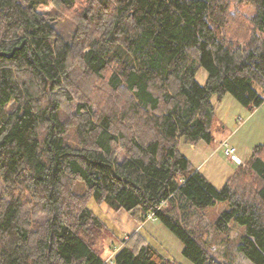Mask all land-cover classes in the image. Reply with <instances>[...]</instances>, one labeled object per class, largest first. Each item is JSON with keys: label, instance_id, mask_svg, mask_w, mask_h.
<instances>
[{"label": "trees", "instance_id": "obj_1", "mask_svg": "<svg viewBox=\"0 0 264 264\" xmlns=\"http://www.w3.org/2000/svg\"><path fill=\"white\" fill-rule=\"evenodd\" d=\"M231 1L0 0V264L176 263L139 230L102 257L92 201L156 219L193 264H219L171 214L180 198L226 203L216 226L242 228L237 249L264 264V142L220 188L179 149L213 139V96L264 101V0H236L253 7L245 41L220 35ZM49 3L73 12L70 38L38 11Z\"/></svg>", "mask_w": 264, "mask_h": 264}, {"label": "rangeland", "instance_id": "obj_2", "mask_svg": "<svg viewBox=\"0 0 264 264\" xmlns=\"http://www.w3.org/2000/svg\"><path fill=\"white\" fill-rule=\"evenodd\" d=\"M81 3L78 10H75L77 14L84 6V2ZM231 3L236 8H230L223 18L225 26L220 30V35L227 38L230 31H236L237 41H245L252 30L253 7L249 4L241 5L236 0H232ZM38 11L45 15L50 13L55 16V18L50 17L54 19L58 31L65 37L70 38L74 33L77 23L73 12H68L64 8H57L52 3L40 5ZM234 41L236 40L231 42ZM206 77L205 68L200 66L196 72V80L203 85ZM97 88L104 96L107 94L106 90L99 86ZM212 102L215 105V120L212 128L213 139L209 143L200 142L195 146L185 145L181 141L179 142V149L190 160L195 169L202 172L210 182L220 188L238 164L237 161L235 162L225 155V141L228 146H234L235 154H237L240 163L249 158L255 145L264 142V101L259 106L249 109L238 102L231 94L226 93L220 101L213 96ZM118 157H123L121 150L118 151ZM3 187L4 184L0 180V191ZM74 188L79 193L84 191V188L78 182L75 183ZM90 206L109 227L104 226L99 236L94 237L92 241L95 249L102 257H109L113 250L112 246H116L114 235L120 241L119 239L126 238L127 234L139 230L150 241L156 243L158 249L169 259L176 262L175 264H193L183 256L181 242L158 220L149 218L139 225L122 209L115 210L105 203L98 204L94 201L90 203ZM225 208H227V204L220 202L202 211H197L193 206L186 204L184 199L180 198L174 201L171 214L176 216L186 227L193 228L199 233L209 254L217 263L252 264L236 246L243 229L229 223L227 228L223 230L215 224L216 219Z\"/></svg>", "mask_w": 264, "mask_h": 264}, {"label": "built area", "instance_id": "obj_3", "mask_svg": "<svg viewBox=\"0 0 264 264\" xmlns=\"http://www.w3.org/2000/svg\"><path fill=\"white\" fill-rule=\"evenodd\" d=\"M224 146H225L224 147V153H225V155L228 156L231 160H233L235 162L237 161L238 163H240V160L237 157V154H235V148H234V146H228V144L226 143V141L224 143ZM109 263L112 264V261L110 260Z\"/></svg>", "mask_w": 264, "mask_h": 264}]
</instances>
